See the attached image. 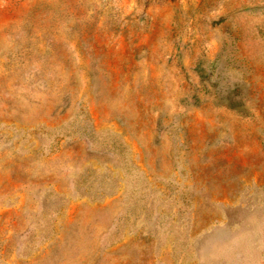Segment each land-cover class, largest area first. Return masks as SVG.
<instances>
[{"label":"rangeland","instance_id":"rangeland-1","mask_svg":"<svg viewBox=\"0 0 264 264\" xmlns=\"http://www.w3.org/2000/svg\"><path fill=\"white\" fill-rule=\"evenodd\" d=\"M0 264H264V0H0Z\"/></svg>","mask_w":264,"mask_h":264}]
</instances>
